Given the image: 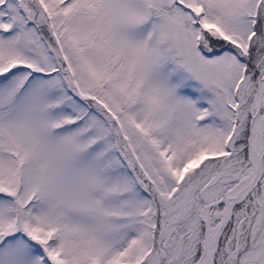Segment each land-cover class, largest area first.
<instances>
[{
	"label": "snow or ice",
	"instance_id": "6c2138e0",
	"mask_svg": "<svg viewBox=\"0 0 264 264\" xmlns=\"http://www.w3.org/2000/svg\"><path fill=\"white\" fill-rule=\"evenodd\" d=\"M0 264H264V0H0Z\"/></svg>",
	"mask_w": 264,
	"mask_h": 264
}]
</instances>
